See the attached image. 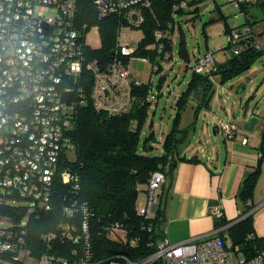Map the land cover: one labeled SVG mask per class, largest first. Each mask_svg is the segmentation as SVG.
Listing matches in <instances>:
<instances>
[{"label":"built area","instance_id":"2783aa9c","mask_svg":"<svg viewBox=\"0 0 264 264\" xmlns=\"http://www.w3.org/2000/svg\"><path fill=\"white\" fill-rule=\"evenodd\" d=\"M77 1L0 0V197L18 196L30 201L27 203L35 208L45 210L52 206V185L59 159L72 147L69 130L78 108L89 103L95 111L107 115L128 112L134 102L133 88L140 84L129 71L128 62L130 58L150 61L135 55L138 41L120 42L119 36L123 26L143 25L145 12L151 8L153 0H92L99 20L115 17L117 22L114 57L102 65L97 58L88 56L89 46L85 42V33L99 26L88 27L76 22ZM169 1L176 13L193 6L190 1L201 0ZM228 1L237 9L240 3L253 0ZM171 27V30L154 31L155 44L152 46L155 45L158 53L165 50L164 40L170 41V47L174 48L175 19ZM250 30L248 25L232 29L233 53L239 52L238 37ZM160 55L155 56L156 63ZM187 66L196 72L215 69L212 51L204 52ZM155 93L150 87L147 99H155ZM236 127L232 121L217 123V129L225 138L233 137ZM247 141L243 139V143ZM61 176L66 182L76 179L67 169ZM164 181L162 171L151 173L145 193L146 205L139 208V214L155 215L156 198ZM151 207L153 211H149ZM64 209L69 216L74 210L79 209L84 215L87 211L85 206H77V202ZM211 214L215 219L223 216L219 208L213 209ZM80 223L81 227L62 223L57 233L43 234L40 239L47 245L57 239L80 245V254L76 248L71 250L79 256L72 264H89L91 253L86 218ZM226 227L227 224L215 226L208 233L176 242L164 235L158 240L155 251L144 259L134 260L122 255L121 259L102 264H150L156 260L161 264H264V249L247 259L228 235L220 234ZM13 249L7 240L0 242V252H15ZM18 253H14L15 257ZM50 259L67 264L63 258L46 254L41 255L38 263L46 264Z\"/></svg>","mask_w":264,"mask_h":264},{"label":"trees","instance_id":"16d2710c","mask_svg":"<svg viewBox=\"0 0 264 264\" xmlns=\"http://www.w3.org/2000/svg\"><path fill=\"white\" fill-rule=\"evenodd\" d=\"M200 2H189L194 6L191 12L197 10ZM230 5L234 7L233 4ZM217 7L224 21V32L230 33L231 38L234 28L248 25L251 29L252 24L256 22L252 20L254 15L251 10L254 7L264 10V0L240 3L237 9L242 13L244 20L234 27L228 22L229 14L223 13L219 4ZM171 8L169 0L152 1L151 8L145 12V20L141 26L144 32L138 40L135 55L153 60L155 56L162 54L156 51L155 45L152 46L155 44L154 31L171 30L174 20ZM95 14L92 0L77 1L76 22L88 27L95 24L99 26L101 44L97 48L89 47L87 54L97 58L102 65L114 57L112 50L116 43L117 22L115 17L99 20ZM178 44L179 56L187 62L190 56L182 36ZM227 46L232 48L231 41ZM236 46L239 52L232 53L222 63L216 64L215 69L208 72L192 70L186 86L174 101L173 121L162 139L158 153L154 152L155 135L152 130L140 140L142 126L154 100L146 97L151 87L148 83L140 81L139 85L134 86V102L126 113L107 115L95 111L89 103L78 108L73 118V126L69 130L72 147L62 153L53 180L50 209L35 208L27 203L30 201L18 196L8 199L0 197V242L7 240L15 251H1L0 264H26V258H32L35 264H39L38 260L42 254L60 257L67 260V264H72L79 256L72 254L71 250L76 248L80 254V245L70 241L61 242L58 239L47 245L40 238L43 234L57 233L58 226L62 223H75L81 227L83 217L88 225L91 253L89 264L121 259L122 255L136 260L152 254L158 240L164 236V205L159 198L155 215L145 217L139 214L136 206L138 194L141 190L146 193L152 172L162 171L165 180L171 182L178 161H200L195 155L186 157L181 154L179 147L190 127H195V118L199 111L210 106L214 94L212 77L216 76L218 82L223 84L251 67L264 54V49L259 46L257 48L252 29L238 37ZM164 47L170 51V41L164 40ZM189 100L195 102L194 119L187 126L181 127L182 113ZM257 148L260 152L259 160L245 173L236 193L238 204L242 207L238 220L228 221L223 216L214 219L216 227L227 224L220 234L228 235L232 244L237 245L247 259L264 249V236L255 233L252 214L248 213L261 174V162L264 160V126L260 130ZM69 150L73 153L72 158L68 154ZM65 169L74 174L76 179L64 181L61 172ZM76 184L78 188H75ZM74 202H77V206H85V215L79 209L74 210L72 216L67 214L64 207ZM116 225L119 228H116ZM16 251L19 252L18 257L14 255ZM46 264L63 263L50 259ZM150 264L161 262L156 260Z\"/></svg>","mask_w":264,"mask_h":264},{"label":"rangeland","instance_id":"374dc122","mask_svg":"<svg viewBox=\"0 0 264 264\" xmlns=\"http://www.w3.org/2000/svg\"><path fill=\"white\" fill-rule=\"evenodd\" d=\"M222 1L226 0H201L195 12H191V8L194 7L191 6L184 12L173 13L176 20V27L172 29L174 48H170L171 51L163 50L158 63L155 62L154 58L150 61L130 58L128 62L132 76L136 80L148 83L159 94L155 93L156 99L152 101L140 134V140H142L150 130L153 131L155 135L154 152L160 151L162 139L169 130L175 114L174 101L186 86L192 72V68L188 67L179 56L178 42L180 36L184 38L192 60L194 54L200 55L206 51H212L214 62L219 64L233 53L232 48L227 46L228 42L231 41L230 33L224 32V21L220 17L221 13L217 7ZM221 9L223 13H228L225 5H221ZM257 12L261 16L260 10ZM243 20V17L233 19L230 16L228 18L232 27L242 23ZM143 32L142 27L123 26L120 30L119 40L124 43L135 42L140 40ZM85 42L92 48L100 46L99 30L96 27H91L85 33ZM150 77H152L151 80ZM212 81L214 94L210 106L201 109L197 114L195 127H190L179 147L181 150L189 147L186 152H190L195 147L200 153L207 154L212 148L215 150L216 146H222L223 134L215 126L219 120H233L239 124L240 128L254 114L259 116L260 122L264 120L262 117L264 116L262 115L264 112V54L251 67L227 82L219 83L216 76L212 77ZM159 84L160 87H158ZM194 104L193 100H189L182 114L181 127L187 126L194 119ZM260 122L252 131L253 133L258 132ZM68 154H70V158L73 157L72 151L69 150ZM206 160L204 157V161ZM145 205V192L141 190L137 197L136 206L139 209ZM149 211H153V207ZM26 264H35V261L32 258H26Z\"/></svg>","mask_w":264,"mask_h":264},{"label":"crops","instance_id":"0c3cea01","mask_svg":"<svg viewBox=\"0 0 264 264\" xmlns=\"http://www.w3.org/2000/svg\"><path fill=\"white\" fill-rule=\"evenodd\" d=\"M260 1L262 0H253ZM221 5L228 9L229 17L242 18V13L232 7L228 0L220 2V9ZM257 10L260 9L254 7L251 10L254 15L252 20H256L251 28L256 44L264 49V10H260L261 16L257 14ZM200 55L194 54L193 60ZM193 60L190 57L187 62ZM231 121L237 126L233 137L225 138L222 135L223 145L216 146L215 150L212 148L207 154L200 153L195 147L190 152H186L189 147L180 150L186 157L195 155L200 161H178L171 182L166 179L161 185L156 202L159 198L163 201L162 230L169 241H181L211 231L215 227L211 211L216 208L221 209L223 217L228 221L239 218L242 207L238 204L236 193L245 173L259 160L257 146L264 120L260 122L259 118L257 133H253V130L246 131L243 125L240 128L237 122ZM244 138L248 139L247 143H243ZM204 157L208 161H204ZM250 204L254 231L258 236H264V160L261 162V174Z\"/></svg>","mask_w":264,"mask_h":264},{"label":"water","instance_id":"95a60500","mask_svg":"<svg viewBox=\"0 0 264 264\" xmlns=\"http://www.w3.org/2000/svg\"><path fill=\"white\" fill-rule=\"evenodd\" d=\"M259 122V117L257 115H252L250 118L243 124V128L246 131H252L254 130L255 126ZM217 128V127H216ZM215 129V127H214ZM124 253V252H123Z\"/></svg>","mask_w":264,"mask_h":264}]
</instances>
